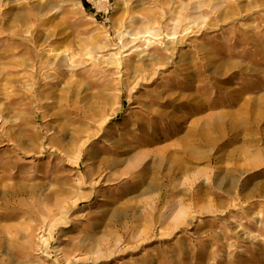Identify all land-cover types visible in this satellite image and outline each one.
<instances>
[{
	"label": "rangeland",
	"instance_id": "374dc122",
	"mask_svg": "<svg viewBox=\"0 0 264 264\" xmlns=\"http://www.w3.org/2000/svg\"><path fill=\"white\" fill-rule=\"evenodd\" d=\"M0 264H264V0H0Z\"/></svg>",
	"mask_w": 264,
	"mask_h": 264
}]
</instances>
